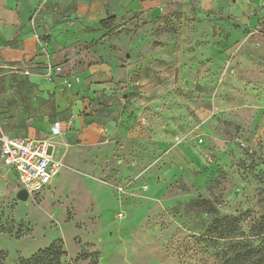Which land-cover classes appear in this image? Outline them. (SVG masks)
<instances>
[{
	"label": "rangeland",
	"instance_id": "374dc122",
	"mask_svg": "<svg viewBox=\"0 0 264 264\" xmlns=\"http://www.w3.org/2000/svg\"><path fill=\"white\" fill-rule=\"evenodd\" d=\"M188 4L168 33L156 34L159 45L169 37L172 61L152 86L158 96L136 107L144 136L75 137L60 150L64 159L54 152L61 166L53 184L25 201L0 160V264L53 242L59 264H222L234 236L264 247V0ZM7 71L30 68L0 65V118L16 127L24 112ZM46 74L44 66L42 78L53 79ZM70 88L63 80V100ZM40 101L37 119H56L55 92Z\"/></svg>",
	"mask_w": 264,
	"mask_h": 264
},
{
	"label": "crops",
	"instance_id": "0c3cea01",
	"mask_svg": "<svg viewBox=\"0 0 264 264\" xmlns=\"http://www.w3.org/2000/svg\"><path fill=\"white\" fill-rule=\"evenodd\" d=\"M188 1L0 0V65L30 68V73L2 74L7 84L15 81L12 89L19 94L22 104L18 107L24 112L16 127H7L6 120L0 118L3 134L42 139L36 136L37 131L49 136L52 122L59 120L61 134L53 155L58 151L60 159H64L60 150L75 137L89 142L102 136L107 142L120 143L144 136L143 122L133 119L141 113L136 107L152 103L154 99L143 98H153L154 82L169 75L172 61L169 37H161L164 42L159 45L156 34L168 33L171 16L186 13ZM108 17L115 21L111 29H102L100 22ZM48 65L61 67L53 72V81L40 75ZM63 80L71 82L69 100L61 97ZM130 81L144 87L125 88ZM117 82H122V88H117ZM48 90L55 92L58 116L53 121H39L40 100ZM13 107L11 104L3 111ZM6 166L17 179L19 190L15 169ZM63 175L68 177L65 172Z\"/></svg>",
	"mask_w": 264,
	"mask_h": 264
},
{
	"label": "built area",
	"instance_id": "2783aa9c",
	"mask_svg": "<svg viewBox=\"0 0 264 264\" xmlns=\"http://www.w3.org/2000/svg\"><path fill=\"white\" fill-rule=\"evenodd\" d=\"M61 70L60 66L47 67V78ZM61 134V122L54 120L47 139L29 137H7L0 129V159L12 166L19 180L20 189H25L28 196L45 188L60 168V162L54 159L52 139Z\"/></svg>",
	"mask_w": 264,
	"mask_h": 264
},
{
	"label": "trees",
	"instance_id": "16d2710c",
	"mask_svg": "<svg viewBox=\"0 0 264 264\" xmlns=\"http://www.w3.org/2000/svg\"><path fill=\"white\" fill-rule=\"evenodd\" d=\"M114 17H108L100 22L102 29H111ZM216 223L208 229V232L213 229ZM228 249L221 256L222 264H264V247L252 246L246 240H239L235 236L230 239ZM63 254L61 247L56 243H51L49 246L39 249L31 254L28 258H21L19 264H59V257Z\"/></svg>",
	"mask_w": 264,
	"mask_h": 264
},
{
	"label": "water",
	"instance_id": "95a60500",
	"mask_svg": "<svg viewBox=\"0 0 264 264\" xmlns=\"http://www.w3.org/2000/svg\"><path fill=\"white\" fill-rule=\"evenodd\" d=\"M16 198L19 200L25 201L28 198V193L25 189H19L16 192Z\"/></svg>",
	"mask_w": 264,
	"mask_h": 264
}]
</instances>
